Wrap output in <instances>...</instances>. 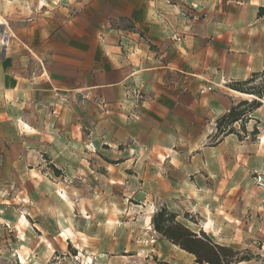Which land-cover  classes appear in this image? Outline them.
Segmentation results:
<instances>
[{"label": "crops", "instance_id": "0c3cea01", "mask_svg": "<svg viewBox=\"0 0 264 264\" xmlns=\"http://www.w3.org/2000/svg\"><path fill=\"white\" fill-rule=\"evenodd\" d=\"M262 9L264 0H0V183L30 182L40 154L66 175L96 164L111 183H142L131 195L198 215L197 232L217 244L259 237L261 192L245 179L255 142L208 143L246 98L230 84L264 71ZM138 88L148 100L129 122Z\"/></svg>", "mask_w": 264, "mask_h": 264}, {"label": "rangeland", "instance_id": "374dc122", "mask_svg": "<svg viewBox=\"0 0 264 264\" xmlns=\"http://www.w3.org/2000/svg\"><path fill=\"white\" fill-rule=\"evenodd\" d=\"M254 116L260 131L253 143L258 163L249 167L245 179L260 189L258 201L264 210V107ZM255 126L256 121L251 122L249 132ZM41 156L43 162L30 168V182L0 183V264H48L54 258L61 264H196L194 257L154 232L152 216L165 204L143 197L142 191L131 195L132 190H142V183L133 189L111 183L96 164L85 172L71 168L69 175L63 172L58 178ZM239 165L245 166L241 158ZM189 208L193 211L192 205ZM181 210L179 221L197 232L202 219ZM185 214L196 223L186 220ZM242 236L230 247L257 256L247 264H264V230L257 238Z\"/></svg>", "mask_w": 264, "mask_h": 264}, {"label": "trees", "instance_id": "16d2710c", "mask_svg": "<svg viewBox=\"0 0 264 264\" xmlns=\"http://www.w3.org/2000/svg\"><path fill=\"white\" fill-rule=\"evenodd\" d=\"M263 13L264 9L260 10L259 15L261 16ZM229 88L245 95L247 99L233 105L230 111L216 122V130L210 138L209 147L219 146L229 136H236L240 142L248 139L255 142L260 135L257 127L259 121L252 116L264 107V71L252 74L247 80L233 82ZM251 121H256V126L252 132H249L248 125ZM43 157L49 161L46 155ZM106 161L113 165L118 164L109 160ZM49 167L55 175H62L55 166ZM179 217L178 214L163 205L152 216V228L155 233L171 245L192 255L196 264H242L257 259V256H254L249 250H238L215 243L203 230L195 233L180 222ZM184 218L196 223L189 214H185ZM74 256H76V252H74ZM48 264L61 263H58L54 258Z\"/></svg>", "mask_w": 264, "mask_h": 264}, {"label": "built area", "instance_id": "2783aa9c", "mask_svg": "<svg viewBox=\"0 0 264 264\" xmlns=\"http://www.w3.org/2000/svg\"><path fill=\"white\" fill-rule=\"evenodd\" d=\"M212 90L213 88L209 87L205 90H200V94H204L205 92H211ZM127 100L129 101L131 106L129 107L126 120L129 122H136L142 117V105L148 100V96L143 90L138 88L131 93L130 97ZM101 105L104 107V104L101 103ZM54 114L56 113L54 112Z\"/></svg>", "mask_w": 264, "mask_h": 264}]
</instances>
